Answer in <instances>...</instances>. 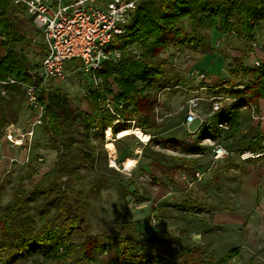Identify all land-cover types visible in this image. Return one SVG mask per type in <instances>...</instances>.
Wrapping results in <instances>:
<instances>
[{
    "label": "rangeland",
    "instance_id": "374dc122",
    "mask_svg": "<svg viewBox=\"0 0 264 264\" xmlns=\"http://www.w3.org/2000/svg\"><path fill=\"white\" fill-rule=\"evenodd\" d=\"M14 12L19 17L23 15L22 10L16 6ZM25 29L32 42L19 45L20 50L27 63L40 70L44 55L42 38L35 27ZM204 33L217 51L201 52L182 46H171L162 55L168 58L170 66L173 67L167 77L179 80L180 84L195 85L193 70L197 69L207 72L216 80L214 85L221 83L217 91H201L204 100L198 110L201 116L199 119L208 120L211 129L216 131L208 134L214 139L207 138L204 131L198 132V139L206 141L202 146L205 150L209 149L210 156L203 152L194 155L201 149L197 147L198 143L193 136L197 124L184 123L183 106L187 92L177 86L156 88L154 93L158 99L155 115L158 122H165L163 131L147 141L139 139L133 133L119 137L112 132L111 140L115 144L113 151L107 145L109 140L106 129L102 146L107 151V166H104V158H101L98 164L84 158V145L81 141L83 126L79 120L71 125V136L62 138V141L58 139L56 144L52 141L49 128L39 125L32 144L34 159L30 162L19 160V155V161L10 159L12 154L4 151L0 142V163L7 162L5 166H0V215L18 187L23 186L31 191L36 186H41L46 188L47 193L28 202L19 212L22 220L29 217L34 222V227L40 228L43 225L40 212L46 205L52 212L57 210L55 203L62 198L60 189H82L85 191L84 213L91 233L122 232L123 221L131 219L137 222L142 237H146L159 252L174 259H182L187 247L196 243L206 244L209 252L215 257H220L231 247L241 244L243 258L235 260L233 264H247L250 260L264 264V157L242 163L234 154L230 161L238 162L242 166L229 168L225 159L215 161L212 151L216 143H222L233 151L244 148L258 130L259 123L264 121V112L261 113L263 119L251 116L244 120L245 124L239 136L225 137L226 128L219 127L218 118H214L220 111L214 112L210 103V96L215 92L230 97L227 88H223L222 84L231 78L239 82L242 78L233 74L232 70L236 69L241 61L247 66H252L254 57L252 58L253 54L244 57L247 46L235 33H223L217 28L204 29ZM5 52L0 43V57ZM49 83H55L67 90L73 104L80 110L97 114L91 107L90 98L84 95V91L91 86L89 80L81 75H74L63 80L53 79ZM113 85L117 88L114 80ZM168 85L172 86L173 82ZM225 103L223 108L230 104L228 99ZM245 108L252 111L249 105ZM256 112L260 113V110ZM32 113L23 102L18 119L10 123L24 128L32 118ZM43 146L53 151L50 158L40 152ZM65 148L75 160L77 173L70 176L64 174L55 182L56 174L53 168L59 149ZM11 150L15 152L13 148ZM110 155L116 156V165H111ZM182 156L187 158L188 163L177 159ZM128 158L133 159V165L127 168L124 164ZM190 162H193V167L189 166ZM197 165L199 167L196 168ZM32 168V176L27 177V172ZM195 169L204 170L203 178L194 177L197 176V172L194 174ZM99 183L100 187L96 189V184ZM140 197L145 199L140 200ZM74 202L73 196L67 199L65 205L71 208ZM177 204L194 205L197 211L188 216L183 211L176 210ZM227 205H231L229 208L242 215L243 220H239V224L235 221L216 223V212L213 209ZM3 236L0 231V239ZM12 248L13 246H9L10 250ZM23 252L24 255H7L10 257V264L30 263L32 255ZM115 256L116 250L111 249L102 256V260L110 261Z\"/></svg>",
    "mask_w": 264,
    "mask_h": 264
},
{
    "label": "trees",
    "instance_id": "16d2710c",
    "mask_svg": "<svg viewBox=\"0 0 264 264\" xmlns=\"http://www.w3.org/2000/svg\"><path fill=\"white\" fill-rule=\"evenodd\" d=\"M15 6L22 10L24 16L15 14ZM26 13V9L14 4L13 0H0V43L6 50L0 57V81L10 77L19 81L0 83V138L6 124L18 119L23 102L26 106L25 84H39L43 88L40 102L45 106L42 125L51 131L53 143L70 137L71 125L79 120L83 126L84 158L97 164L104 158V166H107V151L102 144L108 127L112 128L114 135L135 126L141 127L151 137L163 131L165 122H158L155 115L158 98L154 91L180 84L179 80L167 77L173 67L162 55L166 49L182 46L195 51L215 52L217 49L211 46L204 29L217 28L223 33H235L243 40L247 46L245 57L251 54L252 41L264 30V0H141L132 13L126 32L112 44V48L121 51L120 57L106 59L97 70L102 86L89 87L91 107L97 112L92 114L75 106L67 90L55 83L45 85L39 70L27 63L19 45L32 42L25 27H37ZM73 62L77 64L80 60L74 59ZM232 72L242 79L237 82L231 78L225 83L228 95L237 99L214 117L218 118V124L227 122L228 126L223 127L226 128L225 137L239 136L244 120L252 116V111L245 106L252 105L259 111L264 99V63L253 67L241 61ZM170 82H173L172 86L168 85ZM240 84L246 87L240 88ZM109 100L113 110L108 106ZM203 131L207 136L216 132L210 124ZM263 140L264 132L258 128L245 147L239 150L258 149ZM66 148L59 149L53 168L55 182L64 174L77 173L75 160ZM177 159L187 163L185 156ZM33 169L27 172V177L32 176ZM99 187L100 183L96 184V189ZM46 193V188L41 186L31 191L20 186L7 202L0 215V231L4 234L0 239V264H10L7 255H24L23 251L32 255L28 264H233V260L242 255L240 245L215 257L206 244L196 243L188 246L184 257L177 260L154 248L146 237L141 236L137 222L131 219L123 221L122 232L91 233L83 207L85 191L76 188L60 189L62 198L55 203L57 210L52 212L46 205L40 212L43 225L35 228L32 219L22 220L19 212L28 202ZM73 196L74 206L67 208L65 202ZM175 207L188 216L197 211L194 205L177 204ZM8 237L11 239L7 240ZM9 246H13L12 250ZM111 249L116 250V256L103 261L102 256Z\"/></svg>",
    "mask_w": 264,
    "mask_h": 264
},
{
    "label": "built area",
    "instance_id": "2783aa9c",
    "mask_svg": "<svg viewBox=\"0 0 264 264\" xmlns=\"http://www.w3.org/2000/svg\"><path fill=\"white\" fill-rule=\"evenodd\" d=\"M14 4L21 5L32 17L39 31L44 45V55L40 66V75L45 85L50 80H63L74 75H81L89 80L91 87L102 86V79L97 76L106 59H117L120 51L112 48L115 39L124 34L127 25L131 21L132 13L141 0H13ZM254 48L253 67H259L264 63V30L252 41ZM263 50V53L260 51ZM74 59L80 62L75 64ZM72 62L70 63V61ZM195 85H177L188 96L183 106L185 110L184 123L189 125L199 120L196 131H202L209 125L208 120L199 119L198 110L204 98L203 90L217 91L220 86L214 85L210 75L202 70L194 72ZM17 79L10 77L1 80L0 83H17ZM216 83V82H215ZM195 87V88H194ZM222 87H228L226 83ZM245 88V84H240ZM213 88V89H211ZM42 85L25 84L26 106L33 112L27 126L20 127L8 123L4 127L3 138L8 139L14 145L29 148L36 128L44 123L45 106L40 102ZM5 92V91H3ZM89 97V87L84 91ZM237 98L222 96L216 92L210 96L211 108L214 112L220 111L226 105ZM108 106L113 110L111 101ZM252 116L261 118V113L256 112L252 105ZM263 119V117H262ZM220 127H227V122H220ZM0 138V142L2 140ZM235 154L240 161L254 160L264 157V140L258 149L245 148L233 151L222 143H216L213 147V158L219 160ZM111 165H116V156L110 155ZM197 176L199 173H196Z\"/></svg>",
    "mask_w": 264,
    "mask_h": 264
},
{
    "label": "crops",
    "instance_id": "0c3cea01",
    "mask_svg": "<svg viewBox=\"0 0 264 264\" xmlns=\"http://www.w3.org/2000/svg\"><path fill=\"white\" fill-rule=\"evenodd\" d=\"M252 48H253V45H252ZM260 53H263V50H261L260 51ZM251 54H253L252 55V58L254 57V48L252 49V51H251ZM250 54V55H251ZM195 70H193V72H194ZM211 79L213 80V82L215 83V81L216 80H214L212 77H211ZM86 110H87V108H85ZM88 111V110H87ZM262 112H264V99H262L261 100V107H260V113H262ZM89 113H91V112H89ZM194 124H197L196 125V128H195V132H194V137H195V140L197 141V147H200L201 148V150L199 151V152H197V153H195L194 155H196V154H200V153H207L206 154V156H210L209 155V149H206L205 150V148L202 146L203 144H205L206 143V141H204V139H202V140H199L198 139V137H199V133H198V131H196V129H197V127H198V125H199V122L198 121H195V122H193ZM192 123V124H193ZM192 124H190V125H192ZM187 125V124H186ZM27 126V125H26ZM258 127H259V129H261L262 131H264V121H262V122H260L259 123V125H258ZM38 128V127H37ZM257 132V131H256ZM36 135V134H35ZM150 136H151V134H150ZM201 138H203V137H201ZM207 138H209V139H214V138H212V137H210V136H207ZM34 139V138H33ZM9 140L8 139H6V138H3L2 137V140H1V142H2V146L4 147L3 149H4V151L5 150H7L8 152H10L12 155H10L11 157H10V159L12 158V160L13 159H15V160H18V155L19 156H21V159H19V160H23L24 162H30V161H32L33 159H34V152H33V147H32V144H33V140H32V142H31V144H30V146H29V148L28 147H26V146H17V145H14L12 142H8ZM208 141V140H207ZM208 143V142H207ZM210 143V142H209ZM15 150V152H13L11 149L12 148ZM202 149H204V150H202ZM3 151V152H4ZM20 151H22V153L20 152ZM212 151H213V149H212ZM40 152L41 153H43V155L44 156H46L47 158H50V156H52L53 155V151H51V149L49 148V147H46V146H43V147H41V149H40ZM234 155V154H233ZM232 156V155H231ZM231 156H228V157H224V158H221V159H219V160H217V161H220V160H223V159H225V161H226V165L229 167V168H235V167H237V168H239V167H241L242 165H240L238 162H234V161H230V157ZM40 159H42L43 157H39ZM53 158H54V156H53ZM214 159V158H213ZM238 159V158H237ZM258 159V158H257ZM18 160V161H19ZM216 161V160H215ZM238 161L239 162H252L253 160H248V161H240L239 159H238ZM6 161H4L3 163H0V166L1 165H6ZM188 163V162H187ZM193 162H190L189 163V166H191V167H193ZM197 167H199V165H197L196 166V168ZM251 167H252V165H251ZM196 172H198L199 173V175L198 176H194V177H198V179H201V178H203V176H204V170H201V169H195V171H194V174L196 173ZM185 175V174H184ZM263 204H264V202H263ZM231 205H227V207L226 206H224V207H220V208H218V209H213L214 210V212H216L215 213V217H216V223L217 224H220L221 222H223V221H235V223H238L239 224V220H243V218H242V215L240 214V213H238V211H235L234 209H231V208H229ZM264 211V210H263ZM248 231H249V229H248ZM238 245H240L241 246V248H242V255H241V257H238V258H235L234 260H233V263H234V261L236 260V261H238V260H242V258H243V246L241 245V244H238ZM237 245V246H238ZM249 263H254V264H258V263H255V261H253V260H250V262H248L247 264H249Z\"/></svg>",
    "mask_w": 264,
    "mask_h": 264
},
{
    "label": "bare ground",
    "instance_id": "6f19581e",
    "mask_svg": "<svg viewBox=\"0 0 264 264\" xmlns=\"http://www.w3.org/2000/svg\"><path fill=\"white\" fill-rule=\"evenodd\" d=\"M107 136H108V142H107V145L114 151L115 149V144L113 142V140H111V137H112V128L111 127H108L107 128ZM128 133H133L135 134L139 139L143 140V141H147L150 139V134L149 133H145L141 127L139 126H135V127H130V128H127V129H124L122 131H120L117 135L120 137L128 134ZM127 168L128 167H131L133 165V159L132 158H128L126 161H125V164H124Z\"/></svg>",
    "mask_w": 264,
    "mask_h": 264
}]
</instances>
